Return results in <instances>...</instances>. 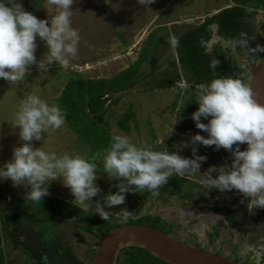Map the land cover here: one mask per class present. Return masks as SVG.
<instances>
[{
	"label": "rangeland",
	"instance_id": "rangeland-1",
	"mask_svg": "<svg viewBox=\"0 0 264 264\" xmlns=\"http://www.w3.org/2000/svg\"><path fill=\"white\" fill-rule=\"evenodd\" d=\"M111 1L116 12H120L122 16L132 19L138 14L136 20H141L140 13L145 10H143L144 5L138 4L137 0H76L72 6L71 24L79 34V41L77 53L74 57L69 58V64L67 66L59 64L58 69L53 68L45 71H36L37 66L33 64L25 78L15 83L0 78V134L3 139L5 137L11 138L14 135L11 123L20 101L27 95L35 94L50 105L52 103L57 105V102H52V97L63 76L100 78L113 75L130 63L123 56V52L130 51L129 48H114L112 52L119 50L120 54L119 56H112L110 50H96L94 45L91 48L89 45H84L89 37L98 36L102 42V40L109 38L112 27L118 28L124 25L120 19L114 18L112 15ZM18 2L25 11L31 12L38 19H46L48 15L53 14L50 7L47 10L44 8L42 0H18ZM131 3L136 8L142 7V11L138 13V9L129 10L127 6ZM162 3V0H155L154 3L150 4L152 12L157 13L160 9L159 5L161 6ZM145 6L149 9L147 5ZM95 7H100L104 14L98 16ZM162 7V13L156 21L153 19L150 28L162 26L161 24L166 20L176 19V23L169 26L171 31L169 34L172 38L175 30L183 32L190 27L198 26L217 9L242 8L241 22L242 31L246 35L245 43L241 44L236 41L231 44L213 32L211 39L206 43V47L207 51H210L214 46L229 48L230 52L238 59V71L235 76L247 84L248 68L264 54V52L255 50L257 46H264V0H169ZM118 21H121L122 25L118 24ZM126 28H130V26ZM210 28L211 30L215 29L214 27ZM144 29L145 27L141 28L139 33L135 32L136 38L130 41L129 45L133 48V55L134 53L137 54L144 38H146L141 34L147 32V28ZM114 36L115 38L118 37V33L115 32ZM132 36L134 37V34ZM138 41L139 45L135 46ZM35 42L37 45L36 59H43L47 52L46 45L38 37ZM89 43L92 44L90 41ZM113 57H115L113 59L115 61L110 60L107 63L108 59ZM101 61H105L106 65L100 69L95 67ZM53 63L58 64L57 62ZM93 67L95 68L93 69ZM153 69L155 72L151 76L133 88L112 94L109 97L111 100H118L115 104L106 103L104 107L106 108L105 118L110 127L109 134L111 136L126 135L137 146L151 145L155 150L175 152L190 159L192 158V148L195 147L197 155L206 157L208 154H212L214 156V160L209 159L200 162L205 172L209 167L219 168L222 165H230L231 154L225 149L214 150V146L188 143L190 137L196 133L206 135L195 127L190 118L192 112L186 109L198 106L195 99L205 86L196 82L177 62L175 55L170 54V52L148 65L147 71ZM33 73L38 75L34 76ZM53 74H55L56 79L52 78ZM127 108L132 109L135 118L128 123L131 127L130 130L123 132L116 127V121ZM176 120L177 123L172 125ZM201 122L206 123L207 121L202 118ZM4 123L9 126L5 125L6 127H4ZM157 140L160 141L159 144L156 143ZM239 147L240 150H244L246 144H240ZM209 149L213 151L210 153ZM78 151L80 155L97 163L98 179L96 183L101 192L92 198L93 205H90L88 209L77 206L83 215L94 214V203L97 200L103 203V195L117 191L114 185L118 181L109 180L107 174L103 172V156L97 154L92 146H82V149H78ZM200 172L201 177L198 180L202 182L203 188L201 190L196 189L195 183L191 181L188 182L192 183V186L180 183L183 187H175V182L168 183L167 181L158 189V195L153 196L147 191L126 193L123 204L105 210L113 218H122L123 212L121 210L132 213L125 223L146 215L159 214L158 210H161L163 212L161 217L172 228V233L169 235L174 239L189 245H196L198 248L211 250L241 264H264L262 257L264 253V209L257 208L249 212L247 210V198L236 190L218 192L215 189H209L204 183L207 179L204 171ZM215 174V172L211 173L212 176ZM184 175L187 178H195V174L191 172H186ZM171 178L170 176L168 180ZM176 178L179 180V176ZM6 181L8 184L5 183ZM56 182H59V179L50 184L52 188L48 189V200L42 198V201L37 202L23 199L26 190L21 191L19 186L13 187L9 180L5 179L2 183L0 182L4 186V189H0V258L3 260L1 264H65L63 259L65 255L62 256L61 254L66 246L70 247L85 264H94V253L99 242L96 236L75 227L73 224H61L55 220V217L53 220L47 219L50 218V212L53 213L54 199L76 206L72 203L73 198L69 189L64 187L62 183L59 186V183ZM5 187H9L11 190H7ZM5 195L9 198L7 199ZM212 195L214 196L212 197ZM213 203L228 206L233 216L238 220L235 223L236 227H232L231 230L233 233L232 242L227 238L229 232L227 234L223 230L225 235H222L220 240H215V234L211 232L213 224L210 225L205 221L194 222L195 205ZM55 205L56 210H65L62 205L58 203ZM218 216L220 217L218 218ZM222 217L223 214L220 213L215 219L219 221ZM240 217L243 221L240 220ZM7 220L13 222L5 227L3 222ZM214 225L221 226L220 223H214ZM157 227L165 231L164 227L160 225ZM237 229H242L245 232L242 233L241 230L237 231Z\"/></svg>",
	"mask_w": 264,
	"mask_h": 264
},
{
	"label": "clouds",
	"instance_id": "clouds-1",
	"mask_svg": "<svg viewBox=\"0 0 264 264\" xmlns=\"http://www.w3.org/2000/svg\"><path fill=\"white\" fill-rule=\"evenodd\" d=\"M75 2L42 0L44 8L50 7L53 14L38 19L25 11L18 0H0V78L15 83L25 78L33 64L38 70H46L53 62L69 64V58L77 53L79 41V34L71 24ZM154 2L137 0L138 4L147 6ZM37 37L47 48L40 60L35 56ZM255 50L264 52V46ZM218 63L213 60L209 66L214 69ZM195 102L198 106L190 118L206 135L196 133L188 143L214 146V150L223 148L232 158L230 165L209 167L204 183L219 192L236 190L247 198L249 212L264 209V104L254 99L248 84L233 76H214ZM202 118L207 122H201ZM176 123L177 120L172 125ZM64 124L65 116L58 105H50L35 94L21 100L11 123L19 129L20 144L12 148L10 159L0 165V182L7 179L13 187H27L24 199L37 202L49 194L51 182L59 179L69 189L72 203L88 209L93 205L92 198L101 192L96 183L97 163L79 154L57 155L32 144L49 129L56 130ZM240 144H246V148L240 150ZM205 159L196 154L195 147L190 159L175 152L155 150L151 145L137 146L126 135H114L103 155L102 169L109 180L118 181L114 185L117 191L103 195V203L97 200L94 214L108 220L105 209L123 204L126 193L147 191L158 195V189L170 176L197 173ZM213 172L215 176L211 175ZM121 211V222H126L132 213Z\"/></svg>",
	"mask_w": 264,
	"mask_h": 264
},
{
	"label": "trees",
	"instance_id": "trees-1",
	"mask_svg": "<svg viewBox=\"0 0 264 264\" xmlns=\"http://www.w3.org/2000/svg\"><path fill=\"white\" fill-rule=\"evenodd\" d=\"M242 16L243 11L240 7L225 8L206 18L198 26L190 27L183 32L174 31L175 57L185 71L199 84L206 86L214 76H233L238 78L235 76L238 71V59L230 52V49L214 46L210 51H207L206 43L211 39L214 32L218 37L229 41L231 44L236 41L244 44L246 35L242 31ZM210 27L215 29L211 30ZM168 43L169 29L167 26L152 28L141 44L134 61L115 75L97 79L70 76L57 99L58 106L64 113L65 123L86 145L92 146L97 154L104 155L105 150L110 146L112 137L109 134V122L105 118L104 107L109 101L108 97L131 89L152 75L155 71L154 69L147 71L148 65L151 64L152 59L154 61L160 55V52L168 46ZM213 60L219 61L214 69L209 66ZM116 102H118L117 99L109 101L112 104ZM196 107H188L186 109L194 112ZM132 119H134V115L130 108H127L116 121V127L121 131L128 132V123ZM209 151L211 153L213 150L209 149ZM169 180L178 181L177 178L173 177ZM56 203L65 207V210H56ZM49 210L51 209L49 208ZM52 210L53 213L50 212L48 220H53L55 217V220L61 224H73L75 227H79L81 230L96 236L98 240L111 229L123 224L149 226L167 235L172 233L170 224L158 214L146 215L127 223L121 222V218H113L111 216H109L108 220H102L96 214L83 215V212L77 206L59 199H54ZM15 218L12 219L14 220ZM12 222L7 220L3 223L6 227ZM158 224L164 227L165 231L157 227L159 226ZM63 252L68 255L69 263L85 264L70 247L66 246ZM2 261L0 258V264ZM234 262L238 263V261ZM116 264L167 263L156 259L140 248L127 247L119 252Z\"/></svg>",
	"mask_w": 264,
	"mask_h": 264
},
{
	"label": "crops",
	"instance_id": "crops-1",
	"mask_svg": "<svg viewBox=\"0 0 264 264\" xmlns=\"http://www.w3.org/2000/svg\"><path fill=\"white\" fill-rule=\"evenodd\" d=\"M162 1H163L162 5L163 4L166 5L169 2V0H162ZM110 5H111L110 7H111V10H112V13H113L112 15L114 16V18L116 17V18L120 19L122 21V23H124V25H122L121 21L120 22L118 21V24L122 25V27H118V28L115 27V26L112 27V32H110L111 34L109 35V38L108 39L102 40V42H101L98 39V36L95 37V38L89 37V38L86 39V44H84V45H89L90 48L94 45V48H96V50H106V51L107 50H110L111 54H113L112 56H114V55L115 56H119V54H120V51L119 50H117L116 52H112V49H114V48H118V49L129 48L128 50H130V51L123 52V56H125V59L127 60V62H130L131 63L135 59V56H134L135 53L133 55V52H132V49L133 48H131L130 45H129L131 39L134 40L136 38L135 37V32H138L139 33V31L143 27H145V29L147 28V32H144L143 31L144 33H141V34L143 35V37H147L148 36V32L151 31V29H152L150 27L152 26L153 19L156 21V19L162 13V8L163 7H162V5L161 6L159 5V7H160V9L158 7L159 11L157 9L158 12L157 13L156 12L153 13L152 10H151V6L150 5L147 6V7H149V9H147L146 6L144 5L143 10H145V11L143 13H140L141 14L140 15L141 20H136V17H137L138 14L136 16H134L132 19L131 18H128L127 19V17H125L124 15L122 16L120 12H116V8L113 6L112 1H111ZM98 6H101V5H98ZM95 8H96V12L98 13V16L104 14L103 11H102V9L100 7L99 8L98 7H95ZM127 8L129 10H132V11L135 10V9H138V13L142 11V7L138 6V8H136V6L133 3L129 4L127 6ZM223 9L224 8L217 9L213 14H216V13H218L219 11H221ZM109 14H111V12H109ZM176 21H177L176 19L166 20L161 25L162 26H167V28L169 29V33H170L171 31H170L169 26L171 24L174 25L176 23ZM118 24H117V26H119ZM127 26H130V28H126ZM115 32L118 33V37H116V38L114 36L115 35ZM131 33L134 34V37L132 36ZM129 34H130V36H129ZM169 37H170V34H169ZM145 39L146 38H144V40ZM89 41L92 44H90ZM139 41L137 42V44H135V46L136 45H139ZM84 45H83V47H84ZM96 55H98V54H96ZM158 58H160V57L157 56V58L154 59V61L152 59L151 63L156 62V60ZM113 59H115V57H113L111 59H108V62L107 63H109L110 60L115 61ZM88 64H90V63H88ZM103 65H106L105 61H101V62L97 63L95 65V67H99V69H100V68H102ZM59 66H60L59 64L53 63L52 65H48L47 68H46V70H51L53 68L56 69ZM90 67H91V65H90ZM95 67H93V69ZM35 70L36 71H45V69L38 70L37 67H36ZM64 74L66 75L67 72L64 73ZM115 74H113V75H115ZM32 75H34V76L36 75L37 76L38 74L37 73H33ZM113 75H109V76H105V77H100V78H107V77H110V76H113ZM66 76L67 77H64L63 76V78L60 79L59 84H58V87H57V90L55 89L56 91L54 92V95L52 97L53 98L52 99V102H57V99L60 96V94H61V92H62L65 84L69 80L70 77H68V75H66ZM52 78H55L56 79L55 74H53ZM87 79H89V78H87ZM92 79H97V78H92ZM115 94H117V93H115ZM52 104H55L56 105V103H52ZM57 105H58V103H57ZM105 110H106V108H105ZM130 110L132 112V109L131 108H130ZM133 115H134V112H133ZM134 118H135V115H134ZM5 125L7 126L8 124H5L4 123V127H6ZM130 128L131 127L129 125V130H130ZM18 131H19L18 128H15V131H13V128H12V133H14V135L11 138L5 137L3 139V136L0 134V165H3V163L5 161H7V160L10 159L12 148L19 146L20 141H19V138H18ZM32 144H33V147H42L43 150H45L47 152H55L57 155H59V154H61L63 152H69V153H72V154H79L80 155V152L78 151V149H82V146L83 147H88V145L84 144L81 141V139L79 138V136L76 135L70 129V127L66 123L61 128H59V129H56V130L49 129L48 132L42 134L41 139L39 141L33 140L32 141ZM73 149H77V150H73ZM73 151H75V153H73ZM213 157L214 156L212 154H208V158L207 159L208 160L209 159L211 160V158H213ZM171 177L176 178L178 176L177 175H173ZM169 182H174V181L173 180H168V183ZM1 183H0V189H4V186H2ZM5 183L8 184V181H6ZM56 183H59L58 185L61 186L60 185L61 184V181L60 180H59V182H56ZM184 184H186V183H184ZM191 184H188V185H191ZM175 187H183V186L178 181H176L175 182ZM5 188H7V190H11V188H9V187H5ZM19 188L21 189V191H23V190H26V192L28 191V188L27 187L19 186ZM49 188H52V187H50V185H49L48 189ZM12 189L14 190V188H12ZM196 189H198V188H196ZM48 192H49V190H48ZM5 197H7V199L9 198L7 195H5ZM48 198H49V194L47 196L43 197V199H46V200H48ZM158 211H159V214L158 215L161 216V213H163V212H161V210H158ZM220 213L223 214V217H222L221 220L217 221L218 219H215V217L218 214H220ZM219 217L220 216H218V218ZM193 219H194V222L195 221L196 222H203V221H205L206 223H208L210 225L213 224V226L211 228V232H212V234H215V240H220L219 238H221L222 235H225V232L226 233L229 232L230 234L228 235L227 238L229 239V241H231V242L233 241V238H232V234L233 233L231 232V230H232V227H236L235 223H237L238 220H237L236 217L233 216V214H232L231 210L228 208V206L222 205V204L219 205V206H213L211 204H204V205H199L198 204V205H195L194 218ZM240 220L243 221L242 220V217H240ZM214 223H216V224L217 223L218 224L220 223L221 226L218 227V226L214 225ZM223 230L225 231L224 233L222 232ZM240 230L242 231V233L245 232L242 229H237V231H240ZM63 254L65 255L64 258H63L65 264H71V263H69L70 262V259H69L68 255L66 253H64V252L61 255L63 256ZM262 257L264 259V253L262 254Z\"/></svg>",
	"mask_w": 264,
	"mask_h": 264
},
{
	"label": "water",
	"instance_id": "water-1",
	"mask_svg": "<svg viewBox=\"0 0 264 264\" xmlns=\"http://www.w3.org/2000/svg\"><path fill=\"white\" fill-rule=\"evenodd\" d=\"M247 84L254 99L264 104V54L248 68ZM127 247L140 248L167 264H241L174 239L164 232L144 225L123 224L101 236L94 253V264H116L119 252Z\"/></svg>",
	"mask_w": 264,
	"mask_h": 264
},
{
	"label": "flooded vegetation",
	"instance_id": "flooded-vegetation-1",
	"mask_svg": "<svg viewBox=\"0 0 264 264\" xmlns=\"http://www.w3.org/2000/svg\"><path fill=\"white\" fill-rule=\"evenodd\" d=\"M173 43H175V41H174V38H172L171 36L169 37V43H168V46L164 49V50H162L161 52H160V55H159V57L161 58L162 57V55H164V54H166L167 52H170V54H174L175 55V44H173ZM174 47V48H173ZM177 62H178V60H177ZM179 63V62H178ZM208 156H206V159L204 160V161H207L208 159ZM211 160H214V158H211ZM200 170H199V172H197V173H194L195 175V178L194 179H191V178H187L185 175H182V176H179V180H178V182L179 183H186V184H191V183H189L188 181H191V182H193V183H195V186H196V188H198V189H200L201 190V188H203L202 187V182L201 181H199L198 180V178L199 177H201V172L200 171H204V175L208 178V173H205V170L203 169V167H202V165H200V168H199ZM181 178V179H180ZM182 179H184V180H182ZM205 179V178H204ZM216 191V190H215ZM219 192V191H218ZM214 195H212V197H213ZM215 199V198H214ZM211 205H213V206H219V204L218 203H216V204H211Z\"/></svg>",
	"mask_w": 264,
	"mask_h": 264
},
{
	"label": "built area",
	"instance_id": "built-area-1",
	"mask_svg": "<svg viewBox=\"0 0 264 264\" xmlns=\"http://www.w3.org/2000/svg\"><path fill=\"white\" fill-rule=\"evenodd\" d=\"M108 97V96H107ZM109 102V101H108Z\"/></svg>",
	"mask_w": 264,
	"mask_h": 264
}]
</instances>
